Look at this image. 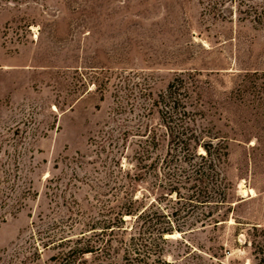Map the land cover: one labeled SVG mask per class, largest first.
Listing matches in <instances>:
<instances>
[{
  "label": "rangeland",
  "instance_id": "rangeland-1",
  "mask_svg": "<svg viewBox=\"0 0 264 264\" xmlns=\"http://www.w3.org/2000/svg\"><path fill=\"white\" fill-rule=\"evenodd\" d=\"M180 74L192 75L188 101L198 123L225 138L215 182L224 202L189 203L182 183L180 198L163 196L152 175L168 170L166 141L153 150L161 157L156 168L132 178L136 152L153 128L161 130L154 100ZM5 172L14 184L8 203L18 198L21 206L0 209V264H55L51 257L72 245L66 239L92 235V221L115 213L127 197L135 209L154 205L162 221L179 209V230L156 247L165 260L260 264L264 0H0V176ZM123 218L125 230L109 236L118 247L109 264H124V246L113 237L137 235L134 217ZM157 254L143 255L156 264ZM93 256L85 257L90 263Z\"/></svg>",
  "mask_w": 264,
  "mask_h": 264
},
{
  "label": "trees",
  "instance_id": "trees-1",
  "mask_svg": "<svg viewBox=\"0 0 264 264\" xmlns=\"http://www.w3.org/2000/svg\"><path fill=\"white\" fill-rule=\"evenodd\" d=\"M254 13V18H260L256 11ZM188 84L192 85V75H188L187 79L181 74L176 75L154 100L155 105L161 109V124L158 127L161 130L153 128L146 140L143 141L140 152H136L135 168L137 172L132 174V178L134 181L142 180L150 169L156 168V161L160 162L161 157L160 154L153 157V150L158 151L161 142L166 141L165 156H168V159L164 157L162 164L165 162V167L168 170L163 171V178H160L158 172L156 175H152L155 180H158V187L165 190L162 191L163 196L172 197L175 194V197L180 198L179 186L182 183L189 184L191 190L187 197L189 203L196 201L205 203L209 198H221V201L224 202L226 192L215 185V182L220 177V169L218 168L224 162V158L227 157V144L224 137L213 131L212 126L198 123L196 118L198 109L188 101L192 90ZM199 114L202 115L203 113L199 112ZM198 147H201L204 153H197ZM1 178L4 179L1 180ZM4 182L8 186H4L3 190ZM213 184L214 187L211 188L210 185ZM0 185V209L13 204L12 209L16 211L21 206L20 199L17 198L14 203H8L11 199L10 194L14 189V184L10 183V173L5 172L4 176H0ZM133 202V199L127 197L123 207H120L115 213L109 217H107L109 214H101L104 216L102 219L92 221L89 225L91 232H93L92 235L84 237L85 234H83L74 241L66 239L72 245L66 251L51 257L55 260V264H109L110 259L107 258H110L112 251L118 249L112 245L113 241L109 236L112 235L113 230H125L122 225L125 223L123 215L133 216L138 225L137 235L129 234L127 240L121 237H113L116 238L114 241L118 244L117 246H124L122 249L124 264H149L144 255L155 252H158L156 259H153L156 264H176L165 260L156 247L159 241H166L165 234H172L173 230H179L180 227L177 225L179 209L174 206L170 212L173 219L168 218L167 221H162L161 219L165 217V214L155 210L154 205L149 204L141 209H135ZM108 211L106 210V212ZM98 225L101 226L99 227L100 233H97L96 227H94ZM253 228L256 230V226ZM136 241L140 242V248H137ZM62 242L60 241V243ZM252 245L260 247L259 242L256 241H252ZM87 254L94 255V262L97 263H89L85 257ZM259 263L264 264L263 255L260 257Z\"/></svg>",
  "mask_w": 264,
  "mask_h": 264
},
{
  "label": "bare ground",
  "instance_id": "bare-ground-1",
  "mask_svg": "<svg viewBox=\"0 0 264 264\" xmlns=\"http://www.w3.org/2000/svg\"><path fill=\"white\" fill-rule=\"evenodd\" d=\"M166 236H173L172 234H167Z\"/></svg>",
  "mask_w": 264,
  "mask_h": 264
}]
</instances>
